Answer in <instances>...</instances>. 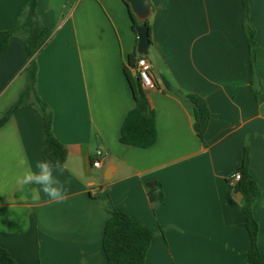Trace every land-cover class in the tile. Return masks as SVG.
I'll return each mask as SVG.
<instances>
[{
	"label": "crops",
	"instance_id": "obj_1",
	"mask_svg": "<svg viewBox=\"0 0 264 264\" xmlns=\"http://www.w3.org/2000/svg\"><path fill=\"white\" fill-rule=\"evenodd\" d=\"M125 0H37L52 33L35 55L38 96L52 112V130L66 149L63 202L18 183L42 159V115L16 108L0 126V247L21 264H106L102 236L110 210L126 212L153 231L144 264H242L249 247L239 192L245 146L260 187L252 212L264 257V0H247L255 31L252 80L242 0H148L147 60L157 84L145 89L158 137L141 148L119 140L134 105L123 71L137 37ZM26 0H0V30L15 23ZM26 48L14 36L0 53V117L26 85ZM196 93L210 118L200 139L190 106L164 89ZM100 149V165L93 166ZM161 184L153 205L144 182ZM30 221L23 231L16 209Z\"/></svg>",
	"mask_w": 264,
	"mask_h": 264
},
{
	"label": "trees",
	"instance_id": "obj_2",
	"mask_svg": "<svg viewBox=\"0 0 264 264\" xmlns=\"http://www.w3.org/2000/svg\"><path fill=\"white\" fill-rule=\"evenodd\" d=\"M242 1L244 6L243 28L248 41L251 75L252 80L256 81L255 31L249 20L248 1ZM128 10L132 21V29L135 32V27L139 23L129 8ZM145 24L148 26L150 34L148 20H146ZM51 33V29L38 13L37 0H26L24 6L16 15L14 25L8 29L0 30V53L7 48L10 39L17 36L23 41L28 56V62L25 66V88L18 100L0 117V126L9 119L13 111L19 106L27 104L37 106L42 115L44 136L42 159L51 161L55 166L56 163L61 165L64 162L66 149L53 133L51 109L37 94V63L35 60L36 53L46 43ZM141 56L146 58V55L139 54L137 51L130 53L123 66L124 74L133 95L134 105L128 110L122 120L119 140L123 144L148 148L156 142L158 131L154 109L136 71V62L138 57ZM152 79L156 85L157 82L153 76ZM160 85L164 89L173 91L182 97L190 106L194 130L197 136L202 139L210 118L206 100L199 94L184 93L180 89H175L169 80L163 76L161 77ZM248 161L249 149L245 146L242 164L239 168L240 178L233 184L234 190L242 195L243 225L248 232L250 240L242 264H264V257L260 254L258 248V223L252 212V205L260 194V187L248 170ZM144 187L153 205L162 203L163 194L159 181H146L144 182ZM153 234L150 227L137 221L126 212L110 210L102 236V248L106 264H144ZM0 264L21 263L15 261L5 248L0 247Z\"/></svg>",
	"mask_w": 264,
	"mask_h": 264
},
{
	"label": "clouds",
	"instance_id": "obj_3",
	"mask_svg": "<svg viewBox=\"0 0 264 264\" xmlns=\"http://www.w3.org/2000/svg\"><path fill=\"white\" fill-rule=\"evenodd\" d=\"M20 163L26 165V170L22 177H18V183L32 184L38 186L39 191L51 201L63 202L69 192V179L61 180L64 175V169L59 164L53 163L46 159H37L33 163L21 157ZM17 216L20 217V224L23 231H27L30 227V221L25 214V210L18 208L15 210Z\"/></svg>",
	"mask_w": 264,
	"mask_h": 264
},
{
	"label": "water",
	"instance_id": "obj_4",
	"mask_svg": "<svg viewBox=\"0 0 264 264\" xmlns=\"http://www.w3.org/2000/svg\"><path fill=\"white\" fill-rule=\"evenodd\" d=\"M128 8L135 16L139 24L135 27L137 45L136 51L139 54L146 55L150 45L149 28L145 24L150 14V4L148 0H125Z\"/></svg>",
	"mask_w": 264,
	"mask_h": 264
},
{
	"label": "built area",
	"instance_id": "obj_5",
	"mask_svg": "<svg viewBox=\"0 0 264 264\" xmlns=\"http://www.w3.org/2000/svg\"><path fill=\"white\" fill-rule=\"evenodd\" d=\"M136 71L139 74L141 85L144 89H149L155 86L154 81L152 79L151 64L145 57H138L136 62ZM101 155L102 151L100 149H97L95 151V157L92 163L93 166L98 167L100 165ZM239 178L240 171L234 172L229 178L230 183L234 184Z\"/></svg>",
	"mask_w": 264,
	"mask_h": 264
}]
</instances>
